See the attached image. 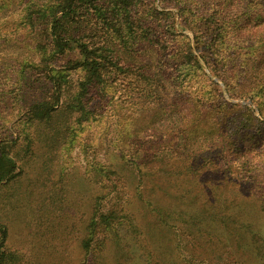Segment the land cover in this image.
<instances>
[{
    "label": "rangeland",
    "instance_id": "1",
    "mask_svg": "<svg viewBox=\"0 0 264 264\" xmlns=\"http://www.w3.org/2000/svg\"><path fill=\"white\" fill-rule=\"evenodd\" d=\"M262 1L77 3L57 41L64 0H0V155L17 164L0 181L5 264H264ZM79 45L102 74L87 91ZM202 159L234 182L214 191ZM188 175L225 217L182 198ZM243 223L263 235L249 253L243 228H223Z\"/></svg>",
    "mask_w": 264,
    "mask_h": 264
},
{
    "label": "trees",
    "instance_id": "2",
    "mask_svg": "<svg viewBox=\"0 0 264 264\" xmlns=\"http://www.w3.org/2000/svg\"><path fill=\"white\" fill-rule=\"evenodd\" d=\"M64 1H65V3H64V6L62 7V10H61L62 15L58 18H55L53 21V25H52L53 30H54L53 34H54V37L57 41H63V34L68 33V31L71 27V20L73 19L74 14H76V12L78 10V8L74 7V5H76L77 3H79L81 5H90V4H93L95 2V0H64ZM246 1H247L246 2L247 4H252V5H256L258 2V0H246ZM262 2H264V1H262ZM79 46L83 47L82 48V54L84 56V61L81 63L80 66L81 67L83 66L85 68V70H87L86 74L89 77L87 79V81L82 84V88H83L82 90L87 91V85L88 84L93 85V84H95V82L97 80H99V81L102 80L101 79L102 74L97 71V62H95V60H93V59H90L87 50L84 49V46L83 45H79ZM197 49L200 50V48H198V47H197ZM75 106L78 107L83 114V111H84L82 108L83 105L80 103V101H78V103ZM36 114L38 116L37 118H36ZM36 114L34 113V116L39 121V123L45 122L44 117H43V113H40V111H37ZM75 118L77 119V117H75ZM43 134H46V136H50V137H46V140L49 141L48 145L54 146L57 144V143H55V141H53V139H54L53 134L50 135L51 134L50 132H46ZM25 141H26V147H29L30 146L29 139H25ZM5 147H6L5 150L0 155V181H3V180L9 181L14 176L13 173H14L16 165H17L16 160L12 156H10V154H9V146H7V144H6ZM202 160L204 162L203 165L205 167H207V168L211 167V170L214 173L218 174L219 177H221L219 179L218 184H216V182H214V184H210L212 186L213 190L216 188H220V184H225L226 180L229 182H234L233 178L228 176V172L225 171L224 166H219V168H212V166H210V164L208 162H206L204 159H202ZM210 163H212V162H210ZM185 167L187 168L188 166H185ZM188 168L191 169V166H189ZM213 169H216V170H213ZM206 170L209 171V169H206ZM189 178L194 180V181L197 179L195 176H189L188 175V176H184L183 178H181L178 181L177 188H178L179 194L182 195V198L187 199L190 203H191L190 199L195 201L192 204H195L197 206L196 208L198 210H200L201 212H203L202 215H204L206 213L213 212V211H217L216 207H219L220 208V214L225 217L227 215V214H224V213H226L225 210L227 208H229V207H227L224 209V205L226 204V199L221 200L218 205H215V203H213L212 201L209 202L207 200V198L201 200L199 195L197 193H194V192H196V190L194 188V185H192L190 183ZM219 195H221V193H219ZM190 203H189V206L191 205ZM251 206L254 207L253 204H251ZM259 211H260V209H259ZM115 212H116V209L110 210L109 215H107L108 213L107 214L101 213V222L102 223L101 222L96 223V228H98V226L100 227L101 225L106 226L105 224H109L110 216L112 214V217H114ZM213 214H215V213H213ZM223 216H221L222 220H224ZM196 217H200V215L199 216L196 215ZM223 228H224V230L234 229V230L238 231V236L241 234L240 229L243 228L245 230L246 234H244L245 235L244 236L245 239L243 241L244 243H241V245L244 244V246H246V247H242V248H244L245 251L248 253L253 250V247H249V245H251V243L249 241L252 242L253 238L258 239V240L263 238V235L261 232H259V231L254 232L253 229L251 230L252 232H250L248 234L247 229L249 228V225H246V223H243L241 226H235V227L223 226ZM4 233H6L5 230H4ZM217 233H218V236L223 240V230L221 228H218ZM251 237H252V239H251ZM240 238H242V236ZM258 252L262 253L261 250H259ZM10 257H13L16 259L15 254L11 255L10 253L7 252L5 247H2V245H0V264H5L9 259H11Z\"/></svg>",
    "mask_w": 264,
    "mask_h": 264
}]
</instances>
